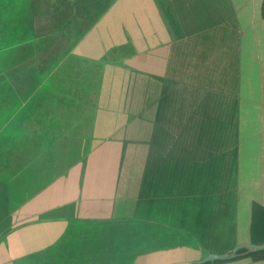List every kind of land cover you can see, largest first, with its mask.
<instances>
[{
  "label": "crops",
  "instance_id": "obj_1",
  "mask_svg": "<svg viewBox=\"0 0 264 264\" xmlns=\"http://www.w3.org/2000/svg\"><path fill=\"white\" fill-rule=\"evenodd\" d=\"M248 245L264 0H0V264H264Z\"/></svg>",
  "mask_w": 264,
  "mask_h": 264
},
{
  "label": "water",
  "instance_id": "obj_2",
  "mask_svg": "<svg viewBox=\"0 0 264 264\" xmlns=\"http://www.w3.org/2000/svg\"><path fill=\"white\" fill-rule=\"evenodd\" d=\"M248 246H251L255 249H264V245L262 246H258V245H248ZM240 248V246H236L234 249H233V252H232V255L231 256H234L236 250ZM226 258L225 255H217V254H208L206 255L204 258L200 259V260H197V261H194L190 264H204V263H207L209 261H213V260H218V259H224Z\"/></svg>",
  "mask_w": 264,
  "mask_h": 264
}]
</instances>
